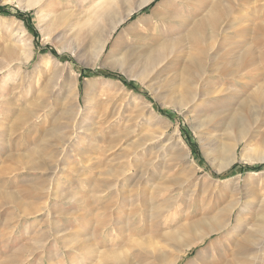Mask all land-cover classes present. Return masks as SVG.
<instances>
[{"label": "rangeland", "instance_id": "374dc122", "mask_svg": "<svg viewBox=\"0 0 264 264\" xmlns=\"http://www.w3.org/2000/svg\"><path fill=\"white\" fill-rule=\"evenodd\" d=\"M100 1L60 0V10L72 12L69 22L76 24ZM141 1L120 0L111 18ZM164 1L153 0L119 25L98 58L97 46L78 52L69 38L48 35L36 8L0 0V66L8 68L0 72V264H102L112 251L121 253V263L103 264H157L153 247L180 256L187 249L171 236L187 237L180 231L185 224L225 218L234 205L231 226L198 242L179 264H264V109L246 131L247 155L240 157V143L228 166L232 140L225 128L210 131L211 141H203L207 129L200 128L214 111L229 110L215 121L230 117L255 89L241 76L251 67L238 56L250 48L264 55V0H224L223 14L198 45L187 35L211 8L186 11L163 37L186 38V60L152 83L138 65L122 61L120 44ZM19 27L30 49L12 55L7 46ZM67 64L75 76L62 69ZM226 69L233 81L218 77ZM184 179L189 183L180 185ZM157 207L164 212L156 214Z\"/></svg>", "mask_w": 264, "mask_h": 264}, {"label": "bare ground", "instance_id": "6f19581e", "mask_svg": "<svg viewBox=\"0 0 264 264\" xmlns=\"http://www.w3.org/2000/svg\"><path fill=\"white\" fill-rule=\"evenodd\" d=\"M18 1L21 4H25L24 7L27 9L36 8L38 10L37 11L38 20L42 23V26L45 27V30L47 31L48 35H50V34L53 35L55 33L57 35L64 36L63 38H65V39L69 38V41L71 40V41H74L76 43L75 46H77L78 52L83 51L84 48L88 49L89 46H90V49L92 47L97 46L96 48H94V50L98 49V56L97 57L99 58L101 56L102 52L104 51L105 47H106L105 43H106L108 37L111 36V34L117 30V27L119 25L123 24L128 18H131L135 12L140 11L143 7H146L147 5H149L153 0H142L140 3L136 4V6H134V8L133 7L130 8L128 13L123 14L121 17L117 18V20L112 19L111 16L115 12H117L116 7H117V4L120 2V0H101L95 6V8L92 11L93 13L91 14V16H89V18L84 19L83 22H79L76 24H70V22H69V19H70L72 12H70L68 10H66V11L60 10L62 8L60 0H18ZM62 1H65V0H62ZM66 1L68 3L69 1L73 2L75 0H66ZM223 2H224V0H215V1H210V0H165L163 3H161L159 5L158 9L154 11L153 15H151V20L145 19L141 23H134V25H132V27L127 30V32H126L127 36H126L125 40L120 44V45H122L121 46V53H122L121 59H122V61L125 62V64H129V65H135L136 64V65H138L141 68V74L146 75V76H143L144 78L143 77L142 78L144 80H148V81H151L153 83L154 80L159 79L163 74L168 72L170 69L172 70L173 67L176 68L177 66H179L180 63L183 61V59L186 60L185 58L187 56V55L182 56V55H184V53L182 51L183 42L186 40V38L177 39V40H169V41H165L163 39V37L165 38L164 31H166V26L169 25L171 27L166 32L168 35V33L170 31H173L174 28L176 29L175 24L178 23V21L182 18V15L186 11L191 12L192 15H196L201 9H203V7H205V8L210 7L211 8L210 9V12H211L210 15H208V17H204L202 20L198 21L196 23L194 29L191 30L187 35L189 40L192 43H194V45H198L199 43L202 42V34L207 29L209 24L210 23H214V24L217 23L220 16L223 14L222 13L224 11ZM225 2H227V0H225ZM225 5H227V4H225ZM227 6H230V5H227ZM222 9H223V11H222ZM184 17H186V15ZM182 20L185 21V18H183ZM103 22H105L107 24V28H109V30L106 33L103 29H101V26H103V24H102ZM12 34L13 35L11 37V40L13 39V43L10 44V46H7V49H8L7 52L9 54H12V55L15 54L18 50H20L19 48L25 49V50L30 49V45L25 40V31H23L22 27L16 28L12 32ZM235 47H237V46H235ZM243 47H244V45H243ZM247 48H248V46H247ZM253 48H254V46H253ZM249 50L245 49L242 51V53H240V52H239L240 54L238 53L239 54L238 59L240 61V62L239 61L238 62L240 64L243 63L245 65L243 67H247V68L251 67L249 72H245L241 76H244V77L246 76L248 78H251L252 79L251 83L253 82L252 86H254L255 89L252 90V92H250V95L248 97H246L243 101H241L239 103L238 109H233V111H231L232 113H231L230 117H228L227 119H223L220 122L218 120L219 118L222 117V115H224V113H226L229 110L225 109L221 113L220 112L216 113V111H214L213 115L206 117L205 120L201 121V125H200V128H202V130L207 129L204 131L203 141H206L209 139L211 141L212 133L210 131H214V133L215 132L217 133V132L222 130L221 127L225 128L224 133L226 135H229V137H231L232 144L226 146L228 156L226 157L227 160H225V164L227 166L231 165L232 161H234V159L237 157L236 156L237 150L240 146V143L245 144V148L242 149L240 157L244 158L247 155V149H248V146L250 145L251 141H250V139H248V137H247L248 132L246 133V131H248L247 130L248 126L253 125L254 123L257 122V120H258L257 115L259 114V112L261 110L264 109V79H263L264 76H262L263 72L261 73L262 75L259 73V71L261 69L263 71V68H261V69L259 68L260 57L258 58L259 54L256 53L257 51L256 50L249 51ZM257 54H258V56H257ZM260 56H262V55H260ZM29 60H30V57L28 56V57L19 59L18 63L19 64L27 63V62H29ZM189 60L193 63L196 62V60L193 59L191 54H190ZM260 60L264 61V55L261 57ZM55 63L60 65L59 62H57V61H55ZM260 66H261V64H260ZM71 67H72L71 65L67 64V65L63 66L62 69L68 70L69 73L73 76L74 74L72 73ZM6 69H8L7 66H0V72L3 70H6ZM18 71H21V69H18ZM184 72L187 73V70H184ZM19 74L22 75V72ZM221 74L222 75L218 74L219 75L218 77L228 78V79H231V81H233V79H234V78H230V77H232V75L229 72V70H227V69L225 71H223V73H221ZM210 77H213V75L210 74ZM20 81H23V80L20 79ZM150 85H148V88H150ZM55 86H57V85H55ZM217 90H218V88H217ZM217 95H218V92H217ZM203 100L204 99H202V101ZM147 108H148V112L152 114V112L154 110L152 104L147 103ZM218 116H219V118L215 121V119ZM233 130H239L238 135L233 136L232 135ZM158 137L159 136H156L155 138H153V140L159 139ZM177 142H178V144L181 142L180 138ZM216 148H217V146H216ZM179 153L182 156L186 157L187 160H189L190 152L186 153V149L184 147L179 149ZM189 181H190L189 179H184L182 182H180V185H185L186 183H189ZM144 186H145V184H144ZM0 195H1V193H0ZM6 196L9 199L13 198V197L8 196V195H6ZM144 200H146V198ZM262 202H264V198L262 199ZM18 204L19 203L17 202V205ZM147 205H149L148 201H147ZM227 208L228 209L225 210L226 211L225 212L226 213L225 218L223 216L217 215L218 217H214V218L208 219V220L200 219V220L193 222L190 226H186V224H185V227L180 230L181 232L185 233L187 235V237L184 236V238H182L181 236H179L180 233L179 234L175 233V235L171 236L172 241L178 240V242L180 243V246H179L180 248L183 247V248L187 249L186 252H184L183 254L180 253V256L176 255L177 257L171 258L170 254H166L164 249L158 248L157 252H156V249H155L156 247H153L152 251L154 253H157V264H179L180 261L183 259V257L185 255H187V253H188L187 251L192 250V247L194 245H196L198 242L205 240L211 234H214V233H217V232H220V231L226 229V227H228L229 225L231 226L232 214H233V211L237 207L235 208V205H234L231 208L227 206ZM147 210L149 211L150 207ZM156 210H158V211H156ZM153 211H154V209H153ZM220 211H222V209ZM155 212L157 214V213L164 212V210H163V208L157 207V209H155ZM182 226H184V225H182ZM176 231H179V230L177 229ZM259 233H261V232H259ZM167 237H168V235H167ZM169 238H170V236H169ZM246 238H244V239H246ZM145 243H147V242H145ZM34 245L37 246L36 244H33V246ZM29 246L31 247V245H26V247H27L26 249H28L30 251L31 248H28ZM35 246H34V248H35ZM34 252L35 251H33L32 253H34ZM32 253H30V254H32ZM29 257H30V255H29ZM121 258H124V257H122L121 253L119 254V252H116V251L115 252L112 251L110 253L107 252L104 255H102V264H103V261H107V260L113 261L115 263H121L120 262Z\"/></svg>", "mask_w": 264, "mask_h": 264}, {"label": "trees", "instance_id": "16d2710c", "mask_svg": "<svg viewBox=\"0 0 264 264\" xmlns=\"http://www.w3.org/2000/svg\"><path fill=\"white\" fill-rule=\"evenodd\" d=\"M19 16H22V17H24L22 14H20V13H17ZM260 167H263V166H260ZM255 170H258V169H255Z\"/></svg>", "mask_w": 264, "mask_h": 264}]
</instances>
